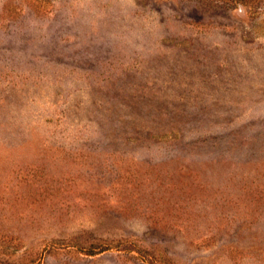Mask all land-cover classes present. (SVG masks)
I'll use <instances>...</instances> for the list:
<instances>
[{"label": "rangeland", "instance_id": "obj_1", "mask_svg": "<svg viewBox=\"0 0 264 264\" xmlns=\"http://www.w3.org/2000/svg\"><path fill=\"white\" fill-rule=\"evenodd\" d=\"M0 264H264V0H0Z\"/></svg>", "mask_w": 264, "mask_h": 264}]
</instances>
